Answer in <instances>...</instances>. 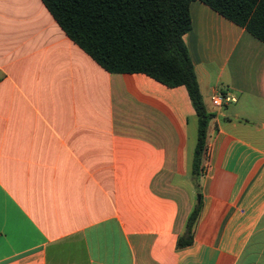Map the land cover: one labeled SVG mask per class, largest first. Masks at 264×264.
I'll return each mask as SVG.
<instances>
[{"label":"crops","instance_id":"1","mask_svg":"<svg viewBox=\"0 0 264 264\" xmlns=\"http://www.w3.org/2000/svg\"><path fill=\"white\" fill-rule=\"evenodd\" d=\"M189 13L211 114L197 174L185 86L109 72L42 0H0V264H264V43ZM216 90L236 101L214 107Z\"/></svg>","mask_w":264,"mask_h":264},{"label":"trees","instance_id":"2","mask_svg":"<svg viewBox=\"0 0 264 264\" xmlns=\"http://www.w3.org/2000/svg\"><path fill=\"white\" fill-rule=\"evenodd\" d=\"M195 0H42L67 36L105 70L144 73L168 87L185 86L198 120L191 161L197 174L202 157L207 112L183 36L191 29ZM244 27L264 43V0H198ZM200 210L189 214L178 247L191 245Z\"/></svg>","mask_w":264,"mask_h":264},{"label":"built area","instance_id":"3","mask_svg":"<svg viewBox=\"0 0 264 264\" xmlns=\"http://www.w3.org/2000/svg\"><path fill=\"white\" fill-rule=\"evenodd\" d=\"M210 101L214 107H222L235 102L236 97L227 91L216 90L210 95Z\"/></svg>","mask_w":264,"mask_h":264},{"label":"water","instance_id":"4","mask_svg":"<svg viewBox=\"0 0 264 264\" xmlns=\"http://www.w3.org/2000/svg\"><path fill=\"white\" fill-rule=\"evenodd\" d=\"M197 199H198V202H199V200H200V195L199 194L197 195Z\"/></svg>","mask_w":264,"mask_h":264}]
</instances>
